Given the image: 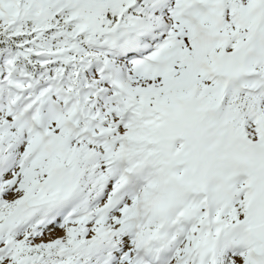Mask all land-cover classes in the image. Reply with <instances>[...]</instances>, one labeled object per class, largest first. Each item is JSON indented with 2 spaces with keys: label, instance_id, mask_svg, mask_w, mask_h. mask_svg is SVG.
<instances>
[{
  "label": "snow or ice",
  "instance_id": "6c2138e0",
  "mask_svg": "<svg viewBox=\"0 0 264 264\" xmlns=\"http://www.w3.org/2000/svg\"><path fill=\"white\" fill-rule=\"evenodd\" d=\"M0 264H264V0H0Z\"/></svg>",
  "mask_w": 264,
  "mask_h": 264
}]
</instances>
